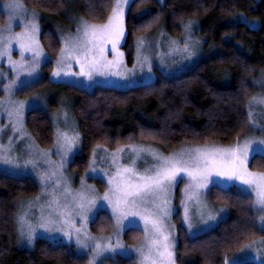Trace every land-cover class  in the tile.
<instances>
[{"label": "rangeland", "instance_id": "1", "mask_svg": "<svg viewBox=\"0 0 264 264\" xmlns=\"http://www.w3.org/2000/svg\"><path fill=\"white\" fill-rule=\"evenodd\" d=\"M131 1L128 0L124 7V35L118 38L115 45L112 42L116 40L115 37L100 31L101 26L108 23V18L103 23L79 18L73 32L61 35V48L53 62L52 71L45 74L44 65L51 61V57L44 51L39 38L40 14L20 0L24 11L11 21L9 28L6 0H0V10L6 15L5 22L0 25V173L17 178L30 177L39 188L37 194L19 198L16 202L18 247L31 248L35 240L41 238L71 246L77 255L85 258V264L93 261L95 264H109V259L116 256L131 257L134 264H170L167 260L161 262L155 247L151 245V241L158 238L153 235L151 221L159 220L164 235L169 237L168 243L173 246L169 251L173 253L174 264H178L175 249L179 226L188 237H196L213 229L230 215L226 204L220 199L211 198L210 190L213 187H236L248 195L255 211L256 225L259 230H264V224L259 220L264 211L253 203L255 193L237 180L216 176V171L228 170L219 162L205 168L201 160L198 172L195 151L238 148L248 144L247 171L264 173L249 167L255 154L264 156V144L260 143L264 140V105L253 99L264 98L263 78L254 81L257 91L248 102L250 128L236 143L184 144L172 151H162L149 144L135 142L114 149L97 145L84 173L79 174L71 169V163L80 148L81 134L69 100L58 95L53 85L64 83L87 91L95 87L127 90L151 83L159 76L176 77L207 57L204 39L198 34V23L188 20L177 37L163 28L156 33L138 37L134 44V62L131 66L127 65L122 45L126 35L125 16ZM158 1L161 4L164 2ZM32 24H35V30ZM92 25L97 26L95 38L91 35L90 27L88 34H85V26ZM18 34L20 39H12L10 49L7 48V38H15ZM21 44L30 46L32 50L23 51ZM54 72L60 75H53ZM82 72L91 73L92 78L81 75ZM39 82L45 85L28 91ZM37 108L47 113L53 123L54 142L47 148L41 147L26 127L27 112ZM65 134L75 138L71 145L66 144ZM4 159L11 163H4ZM169 159L181 161L177 167L188 168L197 179L181 173L175 181L165 183V191L142 193L143 199L136 197L135 205L131 203L133 198L128 197L125 203L122 190L126 184L129 181L142 183L139 179L141 175H155L156 170ZM125 169H131L132 172H125ZM209 172L212 175L204 179ZM201 184L206 187H199ZM117 200L120 201L119 205ZM101 210L111 217V229L93 233L90 225ZM132 213L138 215L133 216ZM142 217H147V221ZM41 224L45 227H40ZM30 230L31 239L28 236ZM138 230L141 233L140 236L136 235L135 242L125 238L135 235ZM262 242L264 234L246 244H252V248H245V245L241 248L244 251L240 249L227 257L225 264H264V249L260 254L256 252ZM118 243L123 247L115 248ZM97 244L101 249L96 248ZM109 245L115 251L102 250Z\"/></svg>", "mask_w": 264, "mask_h": 264}, {"label": "trees", "instance_id": "2", "mask_svg": "<svg viewBox=\"0 0 264 264\" xmlns=\"http://www.w3.org/2000/svg\"><path fill=\"white\" fill-rule=\"evenodd\" d=\"M40 14V41L52 71L61 48V35L73 32L79 18L92 23L107 20L114 0H21ZM6 15L0 10V25ZM188 20L198 23V34L208 53L204 59L169 78L118 90L95 87L91 91L59 83L56 93L69 100L81 134V144L71 169L87 168L97 145L114 149L130 143L149 144L162 151L184 145H230L248 132L247 106L256 93L254 81L264 79V0H132L125 16L122 49L127 65L134 62L138 37L165 29L177 37ZM212 53V54H211ZM42 82L29 88L40 87ZM26 127L43 148L54 142L51 118L42 109L26 114ZM249 167L264 171V156L255 154ZM39 191L30 177L0 173V264H85L71 246L35 240L31 248L16 245L15 207L19 198ZM210 196L220 199L230 215L216 227L188 237L179 226L175 249L178 264H225V259L264 234L256 225L251 198L236 187H213ZM109 214L101 210L90 225L93 233L111 229ZM125 236L132 243L140 236ZM137 235V236H136ZM109 264H134L133 258L116 256ZM241 264H255L244 262Z\"/></svg>", "mask_w": 264, "mask_h": 264}, {"label": "snow or ice", "instance_id": "3", "mask_svg": "<svg viewBox=\"0 0 264 264\" xmlns=\"http://www.w3.org/2000/svg\"><path fill=\"white\" fill-rule=\"evenodd\" d=\"M128 3V0H115V6L112 8V14L108 17V23L101 26L100 31L102 32H108L111 36L115 37L116 40H113V45L117 42L118 38L123 37V18H124V7ZM5 7L9 10L8 20H9V28L11 27V21L16 19L23 11L24 6L22 3H20V0H6ZM27 27V25L25 26ZM31 27L35 30V24H32ZM91 28V35L93 38L97 35V26H85V34H88V29ZM12 39L19 40V34L15 38H7V44L6 47L10 49ZM142 43V42H141ZM21 49L23 51H31L30 46H26L24 44L20 45ZM2 55V53H0ZM36 55H39V53H36ZM81 75H86L88 79L92 78L91 73H80ZM116 75H122L121 73H115ZM53 75L59 76V72H54ZM15 83V82H13ZM256 100V103L264 105V98H253ZM11 115V113H9ZM17 115H19V110H17ZM251 115V113L249 114ZM252 122V121H250ZM65 142L68 145H71L72 141L75 139L69 138L67 134L64 136ZM260 143L264 144V140L260 141ZM197 153V171L199 172V163L202 160L204 163V167L208 168L210 165H215L218 162L225 166L228 170L227 171H216L215 175L223 177L228 180H237L241 184L246 185L249 189H251L255 193V199L253 203L257 206H259L261 211H264V173L254 174L250 173L246 169V162L248 159V144H245L243 147L238 148H229V149H196ZM183 155V154H182ZM217 157H219V161H217ZM4 163H11L10 160L4 159ZM181 161H172V160H166L163 165H161L160 168H158L155 172V175H141L139 177L140 181L142 183L140 184H134L131 181H129L125 188L122 190L123 197L125 199V203L128 202L127 198L132 197L131 203L133 205L136 204V197H140L142 193H155L157 191H165V183H171L177 179V177L181 173H187L192 179H197V176L194 175L191 171L188 170L186 167H177V164H179ZM125 172H132L131 169H125ZM147 171V170H146ZM133 175H136V173H133ZM212 175L211 172H209L206 176H204V179H207L208 176ZM199 187H206V185H199ZM105 199H107V196H105ZM120 201L117 200V205H119ZM167 203L166 201L164 202ZM165 215H167V211L164 212ZM133 216L138 215V213H132ZM142 219H145L147 221V217H142ZM260 222L264 224V215H261L259 217ZM120 221L118 220V223ZM152 227H153V235H157L158 238L151 241V245L155 247L157 256L161 260V262L167 260L170 262V264H174V261L172 259L173 253L169 251L170 247H173L168 243L169 237L165 236L160 225L161 221L159 220H153L151 221ZM40 227H45L44 224H41ZM29 239H31V230L28 233ZM123 245H120L119 243L115 246V248H121ZM97 249H101V246L99 244L96 245ZM115 248L112 246H104L103 251H115ZM245 248H252V244H248L245 246ZM163 249V250H161ZM262 249H264V242L261 243L259 247L256 248V252L260 254L262 252ZM152 251V247L149 248V252ZM241 251H244V249H241ZM149 257H145V259H148ZM91 264H95V262H91ZM155 264V262H153ZM227 264V262H226Z\"/></svg>", "mask_w": 264, "mask_h": 264}]
</instances>
